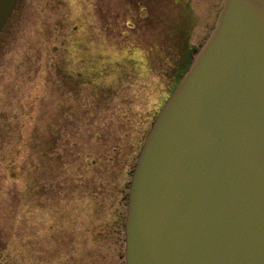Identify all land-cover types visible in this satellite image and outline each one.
Listing matches in <instances>:
<instances>
[{"label":"rangeland","instance_id":"374dc122","mask_svg":"<svg viewBox=\"0 0 264 264\" xmlns=\"http://www.w3.org/2000/svg\"><path fill=\"white\" fill-rule=\"evenodd\" d=\"M219 2L17 1L0 33V264H126L137 155Z\"/></svg>","mask_w":264,"mask_h":264},{"label":"water","instance_id":"95a60500","mask_svg":"<svg viewBox=\"0 0 264 264\" xmlns=\"http://www.w3.org/2000/svg\"><path fill=\"white\" fill-rule=\"evenodd\" d=\"M17 0H0V32ZM126 264H264V0H221L129 186Z\"/></svg>","mask_w":264,"mask_h":264},{"label":"trees","instance_id":"16d2710c","mask_svg":"<svg viewBox=\"0 0 264 264\" xmlns=\"http://www.w3.org/2000/svg\"><path fill=\"white\" fill-rule=\"evenodd\" d=\"M185 68H186V67H185ZM183 70H184V67H183V69L180 71V73H182ZM179 79H180L179 76H178V78L175 79V80H176V83L178 82ZM84 81H85V80H84ZM176 83H175V84H176ZM175 84H174V85H175ZM52 144H53V143H52ZM52 144H51V146H52Z\"/></svg>","mask_w":264,"mask_h":264},{"label":"flooded vegetation","instance_id":"af4514ba","mask_svg":"<svg viewBox=\"0 0 264 264\" xmlns=\"http://www.w3.org/2000/svg\"><path fill=\"white\" fill-rule=\"evenodd\" d=\"M193 52H194V50H193ZM179 75V74H178Z\"/></svg>","mask_w":264,"mask_h":264}]
</instances>
